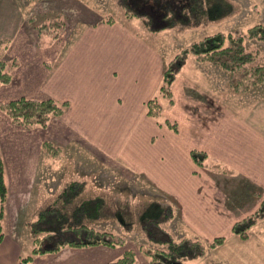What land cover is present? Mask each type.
I'll return each instance as SVG.
<instances>
[{"label": "crops", "instance_id": "obj_1", "mask_svg": "<svg viewBox=\"0 0 264 264\" xmlns=\"http://www.w3.org/2000/svg\"><path fill=\"white\" fill-rule=\"evenodd\" d=\"M32 3L0 0V58L15 61L10 69L11 80L0 85V100L53 97L67 100L68 106L44 128L12 124L0 111V154L8 190L5 214L0 219V264H17L23 246H27L29 237L24 224L29 220L22 215L23 205L31 202L42 160L47 167L49 156L53 159L42 148L46 140L64 148L78 165L73 177L65 182L64 172L57 173L53 184L57 189L72 180L82 181V188L95 183V177L90 180L89 176L95 175L97 169L110 174V162H115L122 176L138 174L172 199L177 205V219L190 224L200 237L230 234L227 240L237 239L231 237V226L244 213L238 215V206L235 210L228 207L226 192L218 186V179L193 160L191 150L204 151V162L209 167L217 164L223 168L218 169L223 178L236 182L241 177L264 192V93L246 104L235 98L237 102L225 105L218 96L205 97L202 92L195 93L200 94L195 99L177 97L163 110L175 120L176 132L145 112L146 101L155 94L163 70L153 44L123 22L101 20L83 26L63 51L65 38L49 43L46 31L40 28L43 24L36 27L38 40L31 39L30 31L35 28L30 24L34 18ZM212 9L215 18L211 20L224 17L218 0ZM175 95H181L178 86ZM69 149L77 151L78 156L68 153ZM81 153L88 160L85 168L79 160L83 159ZM97 160L104 168L93 166ZM83 176H88L87 180ZM103 206L99 218L88 221L109 217ZM110 217L126 229L117 214ZM250 238L239 243L255 239L257 245H264V236ZM127 248L135 249L136 264H151L129 240L115 247L67 245L35 254L27 264H103Z\"/></svg>", "mask_w": 264, "mask_h": 264}, {"label": "rangeland", "instance_id": "obj_2", "mask_svg": "<svg viewBox=\"0 0 264 264\" xmlns=\"http://www.w3.org/2000/svg\"><path fill=\"white\" fill-rule=\"evenodd\" d=\"M32 2L33 5L31 6H33V8L31 16L34 18L32 20L33 23L31 22L30 24L35 28H32L30 31L31 39L34 41L38 40L36 27L39 28L40 24H49L51 20L57 19L58 23L64 25L57 30L58 33L56 31H50L42 35L46 37L49 43L52 42V44L53 42L55 44L61 38H65L66 43L62 47L63 51L67 50L71 41L78 36L83 26L88 25V23L103 20L109 23L123 22L127 27L132 29L133 32L143 36V38L153 44L158 51L163 62V68L165 63L172 59L175 54L179 53L183 48L189 47L190 44L207 34L217 32L223 34L230 32L243 34L244 44L250 50L257 53L256 61L264 65V40H258L247 36L248 30L252 26L264 24V0H218L219 11L221 10L222 12H220L222 14L224 13V17L221 19H219L220 17L215 20L207 19L196 27L177 24L171 28L158 32L147 31L142 18L126 15L124 7L120 4L119 0H59L58 2L53 1L47 3H42L41 0H32ZM213 2H215V0H204L207 7L213 4ZM78 9H82L86 14H82ZM55 35H57V38L54 39L53 37H55ZM184 71H186V75ZM232 80L230 72L208 61H198L194 56L189 54L172 84V103L176 101L175 99L177 97L181 99L192 97L195 99V97H199L197 95H200L195 93L202 92L203 95L206 94L204 95L205 97H209L211 94L218 96L223 105L237 102L235 98H239L241 102L243 100L246 104L264 93V81L238 91L232 86ZM176 86L180 88L181 95L179 96L175 95ZM162 103L163 109L160 115L154 118H156L159 123L166 125L163 119L170 118L165 115L163 110L164 107L170 105V103L166 98L162 99ZM173 121L175 122V120ZM11 123L14 124L13 122ZM177 131L178 128L176 132ZM52 144L59 147L57 150V156L59 158L55 159V157L49 153L50 151L42 147L54 160L49 156V165L47 167L44 165V159L42 160L41 165H39L38 174L35 177L31 202L26 203L27 205L24 204V209L22 207L23 217L29 220L24 224L29 238L27 246H23L22 256L28 254L32 248L31 225L32 222L36 220L38 212L41 209L55 206L69 213L81 200L91 198V196H99L103 197V203H106L103 207L104 210L106 209V214L109 217L105 219L100 218L93 223H91L92 221H88L89 219H86V223L99 230L120 234L125 238V242L127 240L131 241V243L137 247V251L143 254H145L143 249L163 248L164 245L154 244L149 241L140 223L147 218H162L164 207L170 205L173 210V217L169 220L162 221L161 225L174 239L178 240L183 237H191L199 239L204 244H208L214 237L224 236V242L222 244L214 248L207 247L205 253L200 257L184 258L182 259V264H264V245H257L258 242L254 239L257 236H264V216L256 218L255 223L248 230V237L254 239L248 243H239L242 239L233 232L231 237L237 239L227 240L230 234L228 236L221 234L212 238H202L195 232V228L189 226L190 224H185L181 222L179 218L177 219V205L172 199L166 198L161 192H158L152 185L143 180L144 177L138 174H126L122 176V174L119 173L120 165L115 162H110L112 167L110 174L105 175L103 171L101 172L97 169L96 173L98 175L95 173V175L89 176L90 180L92 177H95V183L90 182L89 185H84L78 194L70 193L67 195L68 197L65 196L67 199L64 198L65 200H63L60 194L62 192L61 186L64 187V185H60L59 189H57L56 186L54 187L53 185L54 180L58 178V172L59 174L64 172L65 176L62 181L65 182L70 177H73L71 174L78 165L75 164V160L73 162L71 156L67 155L64 148L57 143L52 142ZM70 152L78 156L77 151L72 152L69 149L68 153ZM80 155H82L83 159L79 160L84 162L82 167L85 168L88 165V160L83 157L86 156L85 154L81 153ZM99 163L100 162L97 160L93 163V166L96 168H104L103 165L101 166V163ZM198 165L216 176L219 181L218 186H220L221 189L223 188L226 192L228 207L235 210L238 206L237 209L240 210L238 215L244 213V215L238 217L235 221L251 215L259 208L264 198V192L259 189L258 186L250 185V183L241 177H239L236 182H233L230 177L228 179L223 178L219 170L209 167L208 164ZM219 169L222 171V168ZM74 175L77 177L76 174ZM217 175H219V177H217ZM86 177L88 176H83L81 178L87 180ZM38 188L41 189L39 190ZM250 192L253 193L250 194ZM7 195L8 190L6 199L2 207H0V209L2 208L1 218H3L5 214ZM112 214H117L119 216L123 226L126 228L125 230L120 227L118 222H112V217H110ZM23 217L21 216V218ZM19 225L23 226L22 223H19ZM41 234L45 233L43 232Z\"/></svg>", "mask_w": 264, "mask_h": 264}, {"label": "trees", "instance_id": "obj_3", "mask_svg": "<svg viewBox=\"0 0 264 264\" xmlns=\"http://www.w3.org/2000/svg\"><path fill=\"white\" fill-rule=\"evenodd\" d=\"M119 2L124 7L126 15L142 18L149 32H158L177 24L196 27L207 19L215 18L212 14L214 13L212 4L207 7L204 0H119ZM61 25L62 23L54 19L49 24H43L41 29H44L46 33L50 31L58 33L57 30ZM247 36L264 40V24L252 26ZM53 38H57V35ZM189 54L198 61H208L230 72L233 79L232 86L238 91L264 81V65L256 61L257 53L244 44L243 34L231 32L207 34L189 47L183 48L165 63L159 86L155 94L146 101L147 115L153 117L160 115L163 109V98H166L170 104L173 102L172 84ZM14 64V60L6 61L0 58V85L11 80L10 69ZM67 106V100L60 101L53 97L39 99L20 96L0 101V110L9 117L11 122L26 128L46 127L49 120L63 114ZM163 122L174 131L177 130V124L173 120L164 118ZM41 145L50 151L49 153L55 159L58 158V146L49 140L43 141ZM191 156L197 164L206 163L204 160L207 154L202 150L192 149ZM211 167L219 169L217 164H212ZM82 186L83 182L80 180L70 181L62 190L61 198L65 200L70 193L78 194ZM6 193L5 169L0 156V207L6 199ZM102 206L103 200L97 196L81 200L69 213L55 206L41 209L31 225L32 248L28 254L19 257L17 264H27L35 254L57 251L67 245L77 247L123 245L125 238L120 234L99 230L86 223V219L99 218ZM1 216L2 208L0 219ZM262 216H264V198L254 213L233 223L232 232L241 239L248 238V230L255 223L256 218ZM172 217V207L167 205L163 210L162 218H147L140 224L149 241L164 245L163 248L143 249L151 264H182V259L200 257L207 247L214 248L224 242V236H216L208 244L191 237L176 240L161 225L162 221ZM43 232L45 234H41ZM137 261L135 250L127 248L117 258L103 264H136Z\"/></svg>", "mask_w": 264, "mask_h": 264}]
</instances>
